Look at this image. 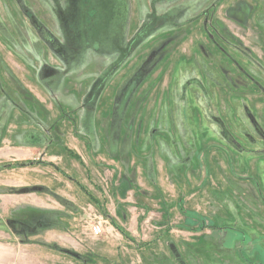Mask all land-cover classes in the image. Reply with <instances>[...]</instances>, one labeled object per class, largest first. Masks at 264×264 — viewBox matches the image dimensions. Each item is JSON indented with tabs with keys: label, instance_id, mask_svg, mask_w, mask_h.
I'll return each mask as SVG.
<instances>
[{
	"label": "rangeland",
	"instance_id": "rangeland-1",
	"mask_svg": "<svg viewBox=\"0 0 264 264\" xmlns=\"http://www.w3.org/2000/svg\"><path fill=\"white\" fill-rule=\"evenodd\" d=\"M0 264H264V0H0Z\"/></svg>",
	"mask_w": 264,
	"mask_h": 264
},
{
	"label": "built area",
	"instance_id": "built-area-1",
	"mask_svg": "<svg viewBox=\"0 0 264 264\" xmlns=\"http://www.w3.org/2000/svg\"><path fill=\"white\" fill-rule=\"evenodd\" d=\"M94 233H95L96 235H99V234L101 233V229H100V227L95 228Z\"/></svg>",
	"mask_w": 264,
	"mask_h": 264
},
{
	"label": "trees",
	"instance_id": "trees-1",
	"mask_svg": "<svg viewBox=\"0 0 264 264\" xmlns=\"http://www.w3.org/2000/svg\"><path fill=\"white\" fill-rule=\"evenodd\" d=\"M123 236L128 237V234L125 231H119Z\"/></svg>",
	"mask_w": 264,
	"mask_h": 264
},
{
	"label": "crops",
	"instance_id": "crops-1",
	"mask_svg": "<svg viewBox=\"0 0 264 264\" xmlns=\"http://www.w3.org/2000/svg\"><path fill=\"white\" fill-rule=\"evenodd\" d=\"M100 145H101V144H100ZM44 231H52V230H47V229H46V230H44ZM46 247H48L49 249L53 250V249H52L53 246L46 245Z\"/></svg>",
	"mask_w": 264,
	"mask_h": 264
}]
</instances>
